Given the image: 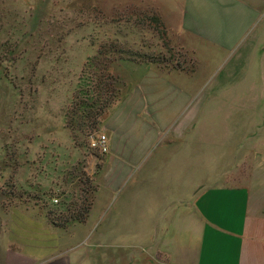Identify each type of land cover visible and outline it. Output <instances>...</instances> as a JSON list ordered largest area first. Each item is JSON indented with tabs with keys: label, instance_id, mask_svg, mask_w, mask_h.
<instances>
[{
	"label": "rangeland",
	"instance_id": "374dc122",
	"mask_svg": "<svg viewBox=\"0 0 264 264\" xmlns=\"http://www.w3.org/2000/svg\"><path fill=\"white\" fill-rule=\"evenodd\" d=\"M246 1L260 8L257 28L236 53L212 55L180 31L170 0H0V215L35 202L63 227L66 214L90 212L88 138L104 116L88 118L112 88L122 95L127 62L201 86L190 118L206 169H226L222 184L246 187L264 213V0ZM239 142L240 166L215 165Z\"/></svg>",
	"mask_w": 264,
	"mask_h": 264
},
{
	"label": "crops",
	"instance_id": "0c3cea01",
	"mask_svg": "<svg viewBox=\"0 0 264 264\" xmlns=\"http://www.w3.org/2000/svg\"><path fill=\"white\" fill-rule=\"evenodd\" d=\"M170 1L180 31L212 55L236 53L260 18L246 0ZM159 13L166 22L168 11ZM123 71L122 95L100 126L108 152L87 154L90 212L66 214L63 227L35 202L2 212L0 264H264V213L246 187L222 184L226 169L211 176L202 160L199 121L190 118L201 86L152 63ZM226 150L215 165L245 161L240 142Z\"/></svg>",
	"mask_w": 264,
	"mask_h": 264
},
{
	"label": "trees",
	"instance_id": "16d2710c",
	"mask_svg": "<svg viewBox=\"0 0 264 264\" xmlns=\"http://www.w3.org/2000/svg\"><path fill=\"white\" fill-rule=\"evenodd\" d=\"M100 54V53H99ZM111 92V91H110ZM112 98L108 101V102H106V104H105V107H103L102 109L103 110H101L100 112H95L94 114H92V116H90L89 118H88V120L94 125V126H96L97 124H99V122L101 123V121H102V117L105 115V113H106V111H107V109H108V107L118 98H115L117 95V93H116V90L114 89V88H112ZM85 101H87V100H85ZM83 103L84 104H86L87 105V103L86 102H84L83 101ZM96 102H93V104H95ZM68 121V120H67ZM68 124V128H69V126H70V124H69V121L67 122ZM94 133V132H93ZM73 134V137L74 138H77V135L76 134H74V132L72 133ZM77 213V215L75 216V218L76 219H78V215H81V214H79L80 212H76ZM84 215V214H83ZM80 217V216H79Z\"/></svg>",
	"mask_w": 264,
	"mask_h": 264
},
{
	"label": "built area",
	"instance_id": "2783aa9c",
	"mask_svg": "<svg viewBox=\"0 0 264 264\" xmlns=\"http://www.w3.org/2000/svg\"><path fill=\"white\" fill-rule=\"evenodd\" d=\"M89 147L101 153L108 152L107 136L100 132L91 134L88 138ZM56 202V200H54Z\"/></svg>",
	"mask_w": 264,
	"mask_h": 264
}]
</instances>
